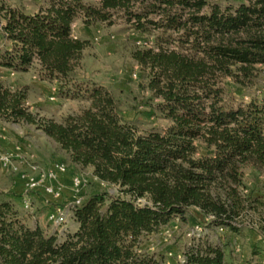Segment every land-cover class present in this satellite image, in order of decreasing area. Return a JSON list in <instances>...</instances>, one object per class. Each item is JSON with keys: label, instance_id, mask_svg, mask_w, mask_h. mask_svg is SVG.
Segmentation results:
<instances>
[{"label": "trees", "instance_id": "obj_1", "mask_svg": "<svg viewBox=\"0 0 264 264\" xmlns=\"http://www.w3.org/2000/svg\"><path fill=\"white\" fill-rule=\"evenodd\" d=\"M0 12V121L35 127L119 193L90 196L74 212L78 229L60 241L30 227L0 192V264H163L140 252L141 239L190 209L238 231L233 223L251 209L241 195L245 172L264 175V99L232 106L224 82L248 88L264 77V0H49L32 15ZM78 20L88 27L120 20L136 35L131 57L161 102L165 131L140 133L107 89L75 85L89 45L72 35ZM33 66L58 80L61 94L83 93L88 107L62 122L33 114L26 95L2 82L4 71ZM197 143L207 156H198ZM186 259L229 264L211 244L190 249Z\"/></svg>", "mask_w": 264, "mask_h": 264}, {"label": "rangeland", "instance_id": "obj_2", "mask_svg": "<svg viewBox=\"0 0 264 264\" xmlns=\"http://www.w3.org/2000/svg\"><path fill=\"white\" fill-rule=\"evenodd\" d=\"M82 1L86 4L95 2V0ZM217 1L226 5L241 0ZM48 2L49 0H0V9L13 8L32 15L45 8ZM2 16L3 13L0 12V18ZM72 35L89 44L84 51L81 68L73 76L76 86L97 85L107 89L116 98L123 120L134 125L140 133L150 130L162 132L169 127L170 123L158 110L160 100L154 98L147 89L146 73L131 57L136 35L122 21L119 20L111 27L100 23L88 27L78 20L72 26ZM153 40L154 37H149L145 39V44H151ZM0 46L2 48L5 46L1 38ZM2 76V82L7 88L21 91L26 95L27 107L40 118L62 122L67 116L79 114L88 107L83 93L78 97V93L61 94L59 81L48 79L37 66L23 73L4 71ZM224 83L225 100L232 106L247 104L252 100L261 102L264 99V77H261L255 86L248 88L236 86L230 80ZM0 122V132L2 129L6 130L10 144L19 147L25 145L29 149V156H35L25 160L46 170L58 163L67 167V173L60 179L63 195L57 202L58 205H68L73 201L72 178L75 175H82L89 182L88 187L79 193L83 201L100 193H106L114 198L119 196L115 186L97 181L91 169H82L73 165L68 154L35 127ZM197 147L198 156L208 155L204 145L197 143ZM0 150L10 153L1 148ZM25 175L36 176L29 170ZM14 182L9 172L3 173L0 170V192L9 195L11 189L17 187L16 198L9 197L16 208L26 214L29 226L33 228L40 225L48 234L56 235V231L48 224L47 219L49 212L57 204L45 203L42 195H38L36 198H31V211L25 210L23 191L18 190L19 184L15 185ZM241 195L247 200L251 209L247 217L233 223L238 231L223 225L214 226L211 217H203L200 211L190 209L184 219L176 218L160 232L142 237L140 252L161 256L163 264H181L179 258L186 257L190 249L211 244L225 250L229 264H264V175L248 169L245 172ZM43 202L48 205H43ZM75 224L73 219L69 221L68 232H73ZM220 228L223 230L220 231ZM170 253L173 254L172 257L169 256Z\"/></svg>", "mask_w": 264, "mask_h": 264}, {"label": "built area", "instance_id": "obj_3", "mask_svg": "<svg viewBox=\"0 0 264 264\" xmlns=\"http://www.w3.org/2000/svg\"><path fill=\"white\" fill-rule=\"evenodd\" d=\"M22 148H17L16 154L5 153L0 150V167L4 170L12 169L14 162H21L25 167L35 174V177L23 175L24 180V194H23V206L25 210L31 211V198L34 193L42 190L44 195L52 198V200L59 202L62 199L63 187L60 184V176L67 173V167L58 163L51 169H41L38 165L31 163L23 159ZM89 185L88 180L82 175H75L72 178V190L74 198L68 205H58L53 208L48 214V224L54 228L58 238H63L68 233V224L71 219L74 220L75 210L83 204V198L79 193L83 192ZM198 230V229H197ZM223 228H220L222 231ZM170 257L173 254H169ZM181 264H186L187 259L184 256L179 258Z\"/></svg>", "mask_w": 264, "mask_h": 264}, {"label": "crops", "instance_id": "obj_4", "mask_svg": "<svg viewBox=\"0 0 264 264\" xmlns=\"http://www.w3.org/2000/svg\"><path fill=\"white\" fill-rule=\"evenodd\" d=\"M13 75V74H12ZM1 123V122H0ZM21 148H22V153H21V155H22V157H23V159H29V157H32V158H35V156H29V154H28V148H26V146L25 145H23V146H20ZM29 147H30V145H29ZM0 148L2 149V150H4V151H7V152H10V153H13V154H16V152H17V148H19V146L18 145H13V144H10V139L7 137V132H6V130L5 129H2V132H0ZM23 164L21 163V162H19V161H17V162H15L14 164H13V166H12V169H10V170H4V169H2V168H0V170H1V172H6V173H10L11 175H12V178L14 179V184L16 185V184H19V188H18V190L19 189H21V191H23L22 193L24 194V180L22 179V176L23 175H25V173H28V169L26 170V167L24 166H22ZM64 175H61L60 176V179H62V177H63ZM16 189H17V187H15V188H12L11 189V193L8 195V196H12V197H14V198H16V195H15V192H16ZM38 195H42V197H43V199L45 200V203H49V202H52L54 205H55V203L56 204H58L56 201H54V200H52V198H50V197H47V196H45L44 195V193H43V191L42 190H39V191H37L36 193H34L33 194V196L32 197H38ZM21 199H22V197H21ZM43 205H48V204H44V202H43ZM196 210H198V209H196ZM199 211V210H198ZM201 213V212H200ZM35 227H40V225H37V226H35ZM35 227H33V228H35ZM41 228V227H40ZM42 229V228H41ZM78 229V225L77 224H75V226H74V230H73V232H68L67 234H70V233H74L76 230ZM47 235H53V234H48L44 229H42ZM66 237V236H65ZM65 237H63V238H59V240L60 241H63L64 239H65Z\"/></svg>", "mask_w": 264, "mask_h": 264}]
</instances>
